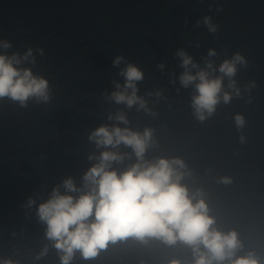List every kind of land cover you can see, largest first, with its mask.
<instances>
[{
	"label": "clouds",
	"instance_id": "clouds-1",
	"mask_svg": "<svg viewBox=\"0 0 264 264\" xmlns=\"http://www.w3.org/2000/svg\"><path fill=\"white\" fill-rule=\"evenodd\" d=\"M200 23L197 21L198 25ZM203 24L209 32L217 31L210 17L205 16ZM10 48L12 44L8 40H0V49H3L0 51V100L7 98L21 107H27L29 100L49 102V81L35 74L32 68L23 66L25 62L35 64L32 48L29 47L22 55L15 52L9 55L7 50ZM38 51L44 54L43 49ZM176 55L184 69L179 76L181 86L194 87L191 107L198 120L211 117L221 102L228 104L231 101L232 92L224 91L225 77L229 81L228 88L240 95L234 77L237 65L246 64V60L239 52L223 60L218 68H214L210 60H206L205 67L201 68L184 50ZM215 55V50L210 49L208 56ZM124 60L123 55L116 56L113 66H119ZM158 67L163 68L164 65ZM214 72L219 75H213ZM119 75L124 78V83L114 82L117 90L111 93L110 98L129 108L139 104L146 109L145 101L137 95V82L144 79L143 71L135 64L127 63ZM115 118L128 123L123 114H117ZM234 119L238 128L244 126L242 115L236 114ZM88 138L98 147L115 148L120 144L131 147L141 162L118 174L110 170V166L111 162L122 157L116 152L103 151L98 162L84 173L82 187L78 188L72 178H67L62 185L53 187L49 197L39 203L36 215L46 225L47 239L62 253L61 264H70L77 251L85 260L95 258L109 243L129 237L142 242L156 238L169 245L183 242L192 248L196 257L194 264H223L226 260L229 264H260L251 252L233 259L242 247L237 233H223L212 227L215 221L209 216L205 201L199 199L194 202L188 188L181 183L183 173L179 169L185 167L182 160L159 158L155 163L144 160L152 140L151 129L145 128L140 133L127 127L101 125ZM224 180L227 182V178ZM61 187L64 192H61ZM34 203L32 198L27 201L29 207ZM4 264L13 262L6 260ZM170 264L180 262L173 260Z\"/></svg>",
	"mask_w": 264,
	"mask_h": 264
}]
</instances>
